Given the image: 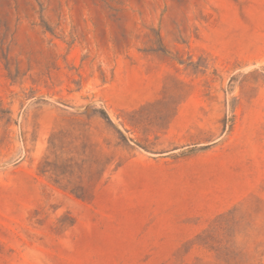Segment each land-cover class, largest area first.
Here are the masks:
<instances>
[{"label": "rangeland", "instance_id": "rangeland-1", "mask_svg": "<svg viewBox=\"0 0 264 264\" xmlns=\"http://www.w3.org/2000/svg\"><path fill=\"white\" fill-rule=\"evenodd\" d=\"M0 264H264V0H0Z\"/></svg>", "mask_w": 264, "mask_h": 264}]
</instances>
